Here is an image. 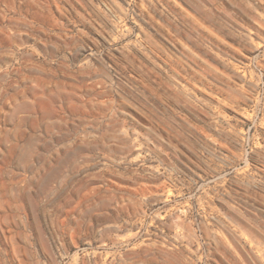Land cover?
Masks as SVG:
<instances>
[{
    "label": "rangeland",
    "instance_id": "obj_1",
    "mask_svg": "<svg viewBox=\"0 0 264 264\" xmlns=\"http://www.w3.org/2000/svg\"><path fill=\"white\" fill-rule=\"evenodd\" d=\"M0 264H264V0H0Z\"/></svg>",
    "mask_w": 264,
    "mask_h": 264
}]
</instances>
